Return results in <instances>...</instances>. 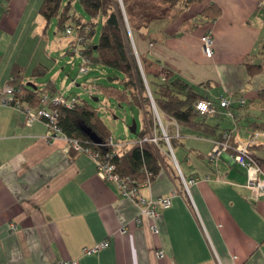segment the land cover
Returning a JSON list of instances; mask_svg holds the SVG:
<instances>
[{"label":"crops","instance_id":"crops-1","mask_svg":"<svg viewBox=\"0 0 264 264\" xmlns=\"http://www.w3.org/2000/svg\"><path fill=\"white\" fill-rule=\"evenodd\" d=\"M41 1L0 0V98L5 84L31 82L35 66H50L30 30L29 18L35 21ZM208 4L220 8L219 17L199 15ZM23 31L26 40H35L31 48L19 41ZM206 32L212 38L210 58L199 43ZM134 42L142 60L173 71L198 87L203 99L231 101L214 115H196L201 128L161 119L176 139L171 151L179 173L184 180H197L186 189L180 175L166 166L140 187L144 198L170 197L153 233L151 221L135 223L139 208L114 183L96 176L90 155L69 150L63 138L47 143L43 121L28 126L23 112L0 104V264L65 259L78 264H264V193L254 196L245 186V171L231 152L211 162L205 158L223 131L242 139L259 132L264 143V0L194 1L176 19L154 21L135 32ZM246 64L260 70L250 76ZM15 66L22 77L10 81ZM48 85L52 92L55 84ZM238 98L245 104L239 105ZM250 148L264 172V145ZM104 240L108 247L81 253ZM160 249L163 257L156 254Z\"/></svg>","mask_w":264,"mask_h":264},{"label":"trees","instance_id":"trees-1","mask_svg":"<svg viewBox=\"0 0 264 264\" xmlns=\"http://www.w3.org/2000/svg\"><path fill=\"white\" fill-rule=\"evenodd\" d=\"M194 1L198 0H122V10L120 4L114 0H79L88 20L76 19V29L81 33V27L88 25L90 30L84 34L78 52L85 65L100 64L115 71L118 76H108V80L120 85V88L110 84L97 85V87L93 85V88L112 97L118 105L126 103L137 106L142 111V127L139 130L136 127L135 139L129 146L127 143H119L122 144L121 146L116 143L110 145L108 140L111 137L108 127L91 105L83 100L77 101L73 107H57V124L66 138L77 141L83 149L97 154L102 162L113 165V172L138 191L144 183L153 181L163 167L167 166L173 171L175 169L168 162V146L161 136L150 99L148 95H145L147 89L136 63L135 54L127 44L129 39L123 16L125 15L127 19L130 32H141L154 21L168 22L176 19L182 9ZM181 3L184 4V8L179 6ZM69 8L70 4H63V0H42L38 13L46 24L52 18H56L57 27L64 30L72 25L68 22ZM220 14L221 10L218 6L208 4L199 15L213 20ZM97 17H102L103 22L97 40L92 41ZM195 26L196 23L193 22L191 27ZM139 59L141 60V57ZM141 64L143 76L149 86L158 115L167 117L176 126L201 128L203 124L196 121L194 112L195 102L204 98L199 88L191 86L171 70L159 68L152 73L149 68L150 63L141 60ZM246 67L250 76L260 70L259 67L247 64ZM17 72L21 74L22 70L18 66L13 67L11 76L21 79L22 76ZM46 72L45 66L37 65L32 69L30 76L36 77ZM18 89L15 99L26 101L32 106L38 104L40 89L36 86L30 88L24 84H19ZM46 90L44 91L52 93L49 85ZM261 125L264 126L263 123ZM164 129L166 131V128ZM151 132L159 137L156 145L148 141ZM166 134L169 146L173 149L176 139L168 131ZM92 136L98 142L94 141ZM69 150L74 151L71 146Z\"/></svg>","mask_w":264,"mask_h":264},{"label":"built area","instance_id":"built-area-1","mask_svg":"<svg viewBox=\"0 0 264 264\" xmlns=\"http://www.w3.org/2000/svg\"><path fill=\"white\" fill-rule=\"evenodd\" d=\"M120 6L122 8L121 0ZM123 10V8H122ZM124 17V22L126 25L127 32L129 34L130 41L132 42V37L130 33V29L127 23V19ZM90 30L88 25H84L81 27V33H79L76 29L75 35V47L78 48L80 42L84 39V34H86ZM66 35L71 34V27H66L64 29ZM200 48L202 54L210 58L212 55V38L211 33L206 32L201 35L200 37ZM84 62V61H83ZM85 65V62H84ZM82 72L87 71L84 66L80 67ZM9 80H13L12 77H9ZM19 89L16 88L15 85L10 83L5 84L1 89L0 104L13 106L24 113L25 115V124L31 126L35 121H43L48 129V137L46 138V142L50 143V141L55 140L57 138H63L68 146H71L75 152L85 153L92 157L94 164H95V173L96 176L104 180L106 182L114 183L121 195L129 200H131L138 208H139V215L135 218V223L137 225L141 224L144 219L151 221L150 229L153 233H158V228L155 225V221L159 216V212L161 210L167 209L170 204V197L169 196H157L153 197L150 196L148 198H144L139 194V191L133 187H130L125 179L119 178L113 172V165L109 163L102 162L97 154H92L87 149H83L77 141L69 140L66 138L57 124L58 120V108L59 106L65 107H73L77 103L76 98H70L69 101H66L63 97H55L52 93H47L46 91L41 92L38 94L39 102L37 105H30L26 101H19L15 99V94L18 93ZM147 94L151 102V106L153 112L159 119V115L155 109L153 100L151 98V94L149 89L147 88ZM237 102L239 105L245 104L244 98H238ZM231 104V101L228 97H220L218 101L214 102L209 99H201L195 102L194 104V112L196 115L199 116H207V115H214L217 112L218 107L226 108ZM158 124L161 128V136L166 142L168 149L170 150V154L172 155L171 148L168 142V136L166 132L163 130V126L160 123V120H157ZM259 132H250L249 135L242 139L240 138L237 133H233L232 131H223L220 137L214 141L212 148L205 154V158L207 161L211 162L218 159L221 155L225 154L226 152H231V159L234 163L242 167L245 171L246 182L245 186L252 190L254 196H259L260 194L264 193V172L261 168V163L257 156L251 151V145H264L261 141H259ZM158 136L151 132L148 136V141L153 144H157ZM110 145H115L112 138L108 140ZM122 144H119L121 146ZM179 172V171H178ZM184 187L187 189L188 185L194 183L197 178H189L184 180L179 173ZM150 182H146L143 185L149 184ZM13 228V226H12ZM124 231V229H122ZM109 242L104 240L92 247H85L81 249V253L83 255H91L99 250L108 247ZM157 256L163 257L164 253L163 250L156 251ZM59 264H78L77 260H61Z\"/></svg>","mask_w":264,"mask_h":264},{"label":"rangeland","instance_id":"rangeland-1","mask_svg":"<svg viewBox=\"0 0 264 264\" xmlns=\"http://www.w3.org/2000/svg\"><path fill=\"white\" fill-rule=\"evenodd\" d=\"M114 1L118 2L120 0ZM67 3L70 4V8L68 11V22L72 24V32L70 35H66L64 30H60L57 27L56 18H52L50 21H48V24H46L45 20L38 12H36L35 14V21H33L31 17L29 18L30 23L32 22L30 30H33L32 34L37 40L36 43L39 42V48L37 52L40 54L44 50L41 56L43 57V60L50 65L46 73L36 77L33 76L30 81L33 82L38 89H40L39 92H44V89H46L50 81L55 84V89L52 90L53 96L63 97L66 101H69V99L73 97L76 98L77 101L83 100L87 102L98 113L99 117L108 127L110 131V137L113 139L114 143H127V146H129V144H131L135 139V134L129 131V127L131 126L133 121L135 122L138 130L142 127V111L133 104L122 103L121 105H118V103L112 97H108L102 94L101 91L95 90L93 88V85L97 87V85L107 86L109 84L115 88H120V85L117 82L114 81L111 83L108 80V76L117 75V73L100 64L84 65L83 59L78 52V48L75 47V23L76 19H79L80 21H87L88 17L80 6L79 0H63V4ZM33 4L34 2H32L31 6L29 7H32ZM179 6L183 7L184 4L181 3L179 4ZM95 21L96 24L94 26L92 41H96L99 36L103 18L97 17ZM189 25L190 24H185L184 26L189 27ZM130 33L132 42L130 41L128 34L129 40L127 44L135 54L136 63L140 69L145 89H147L149 86L148 84H146L145 78L143 76L144 74L141 64L142 58L141 60L139 59L140 56L138 55V52L135 48V32L133 31ZM26 34L27 31H23L21 33V39H19V41L24 43L23 45H25L28 49L33 46L35 40H26ZM41 47H43V50L41 49ZM28 52L29 55H31L30 51ZM22 58L24 62L28 60L27 57ZM81 66H84L87 71L82 72L80 69ZM149 68L152 73L158 69L151 63L149 65ZM10 77L12 76L10 75ZM29 77L31 76L29 75ZM13 80L18 79L13 78ZM21 81L22 80L18 82L15 81L11 84H14L16 88H18L20 84L19 82ZM26 82L27 81L23 83L25 84ZM145 95H148L147 90L145 91ZM154 116L156 121L160 120V123L163 126V130L165 131L164 124H162V121L165 122V117L161 114V117L159 116L158 119L155 113ZM159 129L161 132L160 126ZM168 152L169 160L171 161L175 171L179 174L177 165L173 157L171 156L169 149Z\"/></svg>","mask_w":264,"mask_h":264},{"label":"water","instance_id":"water-1","mask_svg":"<svg viewBox=\"0 0 264 264\" xmlns=\"http://www.w3.org/2000/svg\"><path fill=\"white\" fill-rule=\"evenodd\" d=\"M118 3L120 4V2L118 1ZM121 7V6H120ZM26 86H28V87H30V88H35V85L33 84V83H31V82H27L26 83ZM97 100V99H96ZM135 129H136V124H135V122L133 121L132 122V124H131V126L129 127V131L131 132V133H135ZM93 137V136H92ZM93 140L94 141H96V142H98V140L95 138V137H93Z\"/></svg>","mask_w":264,"mask_h":264},{"label":"bare ground","instance_id":"bare-ground-1","mask_svg":"<svg viewBox=\"0 0 264 264\" xmlns=\"http://www.w3.org/2000/svg\"><path fill=\"white\" fill-rule=\"evenodd\" d=\"M157 111V110H156Z\"/></svg>","mask_w":264,"mask_h":264}]
</instances>
